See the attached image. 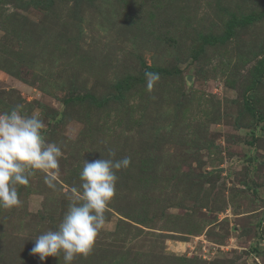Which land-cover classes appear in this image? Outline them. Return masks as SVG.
Instances as JSON below:
<instances>
[{"label":"rangeland","instance_id":"374dc122","mask_svg":"<svg viewBox=\"0 0 264 264\" xmlns=\"http://www.w3.org/2000/svg\"><path fill=\"white\" fill-rule=\"evenodd\" d=\"M16 105L62 157L55 190L37 171L0 209V264H64L34 239L109 149L131 163L72 264H264V0H0V112Z\"/></svg>","mask_w":264,"mask_h":264},{"label":"clouds","instance_id":"9594fccd","mask_svg":"<svg viewBox=\"0 0 264 264\" xmlns=\"http://www.w3.org/2000/svg\"><path fill=\"white\" fill-rule=\"evenodd\" d=\"M149 88L159 79L158 73L146 72ZM62 151L45 138V124L40 113L26 115L22 105L0 112V209L22 206L17 186L26 185L37 171L44 173L45 184L56 189ZM116 151L109 149L108 158L85 160L79 173L82 183L77 195L69 197L67 211L55 228L39 234L34 240L32 254L39 260L60 257L72 264L77 257L86 258L96 238L106 224V209L115 195L117 172L126 169L130 157L115 159ZM82 190V191H81Z\"/></svg>","mask_w":264,"mask_h":264},{"label":"trees","instance_id":"16d2710c","mask_svg":"<svg viewBox=\"0 0 264 264\" xmlns=\"http://www.w3.org/2000/svg\"><path fill=\"white\" fill-rule=\"evenodd\" d=\"M249 17L247 18V21H244L245 23H247V22H249ZM230 28H231V26H230ZM227 36V35H226ZM208 41V39H206L205 40V42H207ZM152 70V67L150 68L149 66H145V71L144 72H146L147 70ZM163 70V69H162ZM154 71H156L155 69H154ZM134 79H137V78H135V77H131V78H128L126 81H125V83H124V86H128L129 84H130V82H132V81H134ZM137 80H141L140 78H138ZM118 86H119V84H117ZM76 99H80V100H82V99H87L88 98V95L87 94H85V95H82V96H76L75 97ZM90 99H92L94 102H97V100L95 99V97H91L90 96ZM247 100V99H246ZM248 101V100H247ZM246 103V105L248 106V110L250 111V113L251 114H254L255 113V108L254 107H252V105H250L249 104V101L248 102H245Z\"/></svg>","mask_w":264,"mask_h":264}]
</instances>
